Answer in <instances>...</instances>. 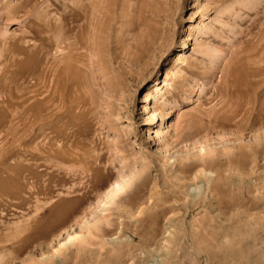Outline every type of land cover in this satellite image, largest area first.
Returning <instances> with one entry per match:
<instances>
[{
	"label": "rangeland",
	"instance_id": "1",
	"mask_svg": "<svg viewBox=\"0 0 264 264\" xmlns=\"http://www.w3.org/2000/svg\"><path fill=\"white\" fill-rule=\"evenodd\" d=\"M0 264H264V0H0Z\"/></svg>",
	"mask_w": 264,
	"mask_h": 264
},
{
	"label": "bare ground",
	"instance_id": "2",
	"mask_svg": "<svg viewBox=\"0 0 264 264\" xmlns=\"http://www.w3.org/2000/svg\"><path fill=\"white\" fill-rule=\"evenodd\" d=\"M146 96V99L148 100V99H150V94H147V95H145ZM145 100V99H144ZM163 116H164V114H161V117L163 118ZM167 117V116H166ZM73 240V237H68V239H67V241H66V243H69L70 241H72ZM65 244V243H64ZM64 244H61V246L63 245L64 246Z\"/></svg>",
	"mask_w": 264,
	"mask_h": 264
}]
</instances>
